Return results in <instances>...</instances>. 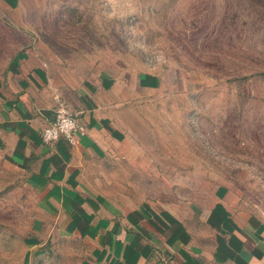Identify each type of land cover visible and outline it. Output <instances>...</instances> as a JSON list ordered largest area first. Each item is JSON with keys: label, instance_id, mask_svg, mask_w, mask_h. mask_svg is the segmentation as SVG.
<instances>
[{"label": "rangeland", "instance_id": "obj_1", "mask_svg": "<svg viewBox=\"0 0 264 264\" xmlns=\"http://www.w3.org/2000/svg\"><path fill=\"white\" fill-rule=\"evenodd\" d=\"M27 41L65 90L128 82L126 155L100 183L110 196L137 206L224 187L264 220V0H0V61ZM146 72L160 79L149 93L136 86ZM35 206L0 160V264H20ZM44 243L31 264H89L78 240Z\"/></svg>", "mask_w": 264, "mask_h": 264}, {"label": "crops", "instance_id": "obj_2", "mask_svg": "<svg viewBox=\"0 0 264 264\" xmlns=\"http://www.w3.org/2000/svg\"><path fill=\"white\" fill-rule=\"evenodd\" d=\"M29 45L0 61V160L22 172L36 198L35 234L20 264H31L52 234L82 242L89 264H264V220L233 206L224 187L137 206L110 196L100 183L106 162L126 155L128 82L104 77L73 93L54 84ZM136 86L153 92L160 79L146 72ZM60 103L84 128L72 144L41 138Z\"/></svg>", "mask_w": 264, "mask_h": 264}, {"label": "built area", "instance_id": "obj_3", "mask_svg": "<svg viewBox=\"0 0 264 264\" xmlns=\"http://www.w3.org/2000/svg\"><path fill=\"white\" fill-rule=\"evenodd\" d=\"M82 127L75 115L60 103L55 110L51 125L43 129L41 138L44 142L50 143L62 137L66 142L72 144L75 133L84 131Z\"/></svg>", "mask_w": 264, "mask_h": 264}]
</instances>
